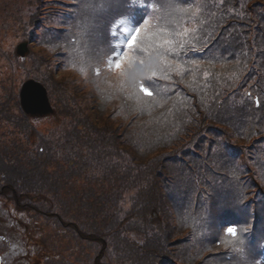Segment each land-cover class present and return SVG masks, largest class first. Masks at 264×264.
Masks as SVG:
<instances>
[{"label": "trees", "instance_id": "1", "mask_svg": "<svg viewBox=\"0 0 264 264\" xmlns=\"http://www.w3.org/2000/svg\"><path fill=\"white\" fill-rule=\"evenodd\" d=\"M16 1L0 28L30 52L0 48V197L47 227L45 264H264V0ZM124 17L172 33L183 71L153 53L150 79L139 49L110 67ZM22 77L53 121L25 112Z\"/></svg>", "mask_w": 264, "mask_h": 264}, {"label": "rangeland", "instance_id": "2", "mask_svg": "<svg viewBox=\"0 0 264 264\" xmlns=\"http://www.w3.org/2000/svg\"><path fill=\"white\" fill-rule=\"evenodd\" d=\"M9 5L16 7L18 2L12 0ZM4 26L5 24L2 23L0 44H4L0 48L7 52L16 50L19 54L29 51V44L24 45L22 40L8 41L6 36L10 35V32H7ZM6 40L9 47L5 46ZM0 58H2L1 54ZM2 64L7 63L2 61ZM26 82L27 80L22 77L19 84L23 87ZM48 109L45 113L31 114L34 117L32 119L36 120L35 123L39 126L53 121V111L50 106ZM32 215L16 211L11 202L0 197V264H45L51 256V251L42 240L47 227L43 225L42 220L38 221Z\"/></svg>", "mask_w": 264, "mask_h": 264}, {"label": "snow or ice", "instance_id": "3", "mask_svg": "<svg viewBox=\"0 0 264 264\" xmlns=\"http://www.w3.org/2000/svg\"><path fill=\"white\" fill-rule=\"evenodd\" d=\"M137 0H134V6ZM141 7H147L148 5L140 3ZM119 30V31H118ZM187 33L185 29L184 33H175V35L180 36ZM173 35L169 33L165 28H157L155 31L149 30L148 18H143L140 22L133 25L130 18H121L113 26L111 36L114 38L112 47L113 53L108 61L110 67H114L116 70H120L125 64L129 66L133 65L137 57L130 54V50L139 49L140 52L146 53L144 59H140L139 63L145 66V71L149 75V78L156 77L158 72L154 70L150 64L153 58V53H156V59L160 64V71L164 70L163 66H167L173 71L182 72L183 68L180 65H176L173 68L174 61L167 59L166 54H171L175 50L176 40L169 39L168 37ZM183 43L179 44V47H183ZM99 74V69H97V75ZM167 78V76H166ZM133 87L138 89L139 92L146 96H153V92L150 87H145L144 84L140 83L138 79L134 78ZM259 104V100L256 101ZM239 233H246L247 228L240 226L236 222H230L224 226V231L227 236L233 239L238 237ZM226 243H233V240L226 241ZM240 243L243 244L244 240L241 239ZM237 251H242V249H237Z\"/></svg>", "mask_w": 264, "mask_h": 264}, {"label": "water", "instance_id": "4", "mask_svg": "<svg viewBox=\"0 0 264 264\" xmlns=\"http://www.w3.org/2000/svg\"><path fill=\"white\" fill-rule=\"evenodd\" d=\"M24 84L21 90V104L23 109L32 115L47 112L50 102L45 87L35 80H28Z\"/></svg>", "mask_w": 264, "mask_h": 264}]
</instances>
